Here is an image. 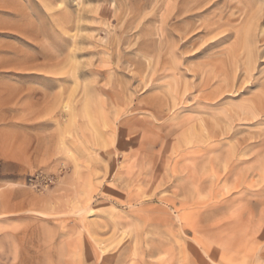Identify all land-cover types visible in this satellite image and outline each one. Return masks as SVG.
Returning <instances> with one entry per match:
<instances>
[{
	"label": "rangeland",
	"instance_id": "obj_1",
	"mask_svg": "<svg viewBox=\"0 0 264 264\" xmlns=\"http://www.w3.org/2000/svg\"><path fill=\"white\" fill-rule=\"evenodd\" d=\"M0 264H264V0H0Z\"/></svg>",
	"mask_w": 264,
	"mask_h": 264
}]
</instances>
